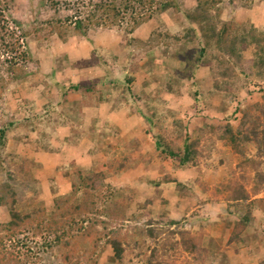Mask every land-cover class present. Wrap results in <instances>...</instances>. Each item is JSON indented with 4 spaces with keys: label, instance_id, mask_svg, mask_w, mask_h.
I'll list each match as a JSON object with an SVG mask.
<instances>
[{
    "label": "trees",
    "instance_id": "16d2710c",
    "mask_svg": "<svg viewBox=\"0 0 264 264\" xmlns=\"http://www.w3.org/2000/svg\"><path fill=\"white\" fill-rule=\"evenodd\" d=\"M40 1H43L44 5L46 0ZM86 1L89 10L83 16L77 13L74 19L68 16L63 19L54 17L55 19L42 24L44 27L34 25L27 29L8 16V1L0 0V55L3 58L0 99L9 82L25 84L31 77L40 74L29 70V65H39L40 62L34 58L28 45L32 38L43 40V31H46L44 39L51 40L55 37L66 44L72 38L88 37L91 29L125 28L126 33L134 34L163 14H173L176 19L183 14V22L180 24L183 28L179 32L154 31L150 34V39L153 37L154 42L149 44L148 48L152 45L155 49L154 56L162 47L173 48L176 52L169 58L185 65L175 71L180 79L175 83L174 79L163 72V68L170 67L167 53L161 55L160 59L150 57L143 71L150 77L152 74L154 79L166 81L161 88H153L151 94H162L164 98L168 95L185 97L183 94L186 93L194 101L195 116L192 121L195 124L199 118L212 119L213 116L217 117L218 113L223 116V124L220 121L215 122L214 125H206L197 132H192L187 130L182 120H175V132L183 142L182 147L169 142L164 136L152 135L155 139V151L162 159H173L177 167L182 169L199 166V160L204 155L201 146L207 140H210L209 151L222 144L240 158L236 167L231 169L233 179L221 187L228 193L226 201L242 214L235 223L229 243L244 242V235L253 223L255 209L260 207L264 212V199L258 198L264 190V103L251 101L250 98L254 96L251 88L248 97L241 101L238 100L235 90L241 81L245 88H248L247 82L252 78L257 77L258 80L264 81V30L255 27L251 18L224 21L222 16L225 0H193L195 5L190 7L183 6L181 0ZM254 1L239 0L247 9L253 7ZM233 2L234 0H230V4ZM76 4L80 2L73 5ZM52 5L56 8L59 4ZM71 6L72 3H66L69 10L72 9ZM195 45L198 47L183 51V47L190 49ZM250 50L253 56L247 62L245 54ZM94 54L93 51V56ZM110 56L113 61H117L114 51H110ZM82 61L84 60H80L77 65L82 66V69L94 65H82ZM105 64L108 66L104 68L106 76L112 75L110 63L104 61V66ZM201 68H207L211 73L213 88L208 93L197 78V71ZM157 70H160L159 75L156 74ZM154 79L148 80L149 86L156 84ZM183 80L189 85H185ZM133 81L132 77L127 78L126 95L131 93L134 96ZM43 84L50 87L47 81H43ZM57 87L62 94L60 102L67 99L69 92L82 91L79 85L65 87L57 84ZM85 91L94 96L97 87L91 86ZM217 92L220 93L219 97L222 96L223 103L214 114L210 102ZM262 94L264 99V89ZM143 98L152 102V95H146L144 90ZM97 99L103 100L99 95ZM231 105L232 109L229 107ZM150 112L153 119L144 115L150 121L148 134H152L156 118L155 109L151 108ZM38 118L41 121L42 118ZM65 125L66 122H63V126ZM15 126L16 122L11 120L0 127V171L7 176L0 184V264H45L44 254L53 250L58 251L60 264H98L96 252H102L107 246L114 253L115 264H124L125 259L132 257L137 249L139 252L135 257L142 258L146 264H160L163 262L161 258L164 253L163 258H170L166 244L173 251L179 250L182 254L192 255L198 262H205L214 253L212 248L203 246L206 236L204 230L196 233L186 231L180 221L172 220L168 223L169 227L165 228L153 227L152 224L146 229L137 227L132 237L130 233L123 236L121 230L112 227L127 220L128 204L117 202L115 195L105 196L107 174L71 166L67 169L68 175L61 176L68 180L67 194L59 195L58 180L61 178L55 175L56 172L51 174L46 171L45 178L41 180L36 175L40 168L38 163L26 158H20V161L14 164L8 162L9 155L5 154V150L9 133ZM35 128L32 127L31 131L36 130ZM72 129L70 132L79 134ZM73 133L69 137L64 135V142L78 145L79 141L73 142L77 139ZM48 135L43 133L42 136ZM52 137L49 135V139ZM252 148L255 153L249 156L253 152ZM44 180L48 183L53 199L54 208L51 212L47 207L48 201H43L39 196V192L42 193L40 182ZM165 181L176 183L181 198L189 195L188 187L181 182L169 176ZM155 186L160 188L158 182ZM28 191H32L31 198L26 197ZM152 203V200H148L144 207ZM2 208L8 212L7 222L1 220ZM146 237L151 243H155L154 247L148 246ZM161 239H164L165 244L160 243ZM259 264H264V259L260 260Z\"/></svg>",
    "mask_w": 264,
    "mask_h": 264
},
{
    "label": "rangeland",
    "instance_id": "374dc122",
    "mask_svg": "<svg viewBox=\"0 0 264 264\" xmlns=\"http://www.w3.org/2000/svg\"><path fill=\"white\" fill-rule=\"evenodd\" d=\"M7 1L10 5L8 16L27 29H31L34 25L44 27L42 24L56 17L73 18L77 13L83 16L89 10L86 0H46L44 5L40 0ZM78 2L80 4L73 5ZM181 2L183 6L195 5L193 0H181ZM53 3L59 4L57 9L53 7ZM66 3H72L71 10L66 7ZM223 7L224 21L251 18L255 27L261 31L264 30V0H255L251 9H247L239 0H234L232 4L230 0H225ZM172 15L163 14L134 34L126 33L125 28H95L89 31L88 37L72 38L66 44L55 37L51 40L44 39L46 31L41 33L43 40L32 38L28 47L40 64L29 65V70L32 73L38 72L44 77L39 74L31 77L25 84L16 82L7 84L0 99V127L11 120L16 122V126L9 133L5 154L9 155L8 162L12 164L19 162L20 158L38 163L40 168L36 171V175L41 174V180L44 179L43 174L40 173L42 170H55V175L61 178L68 175L69 167L75 165L89 172H105L107 174L105 196L115 195L117 202L128 204L127 220L112 227L121 230L123 236L130 233L132 237L135 228L146 229L151 227L150 224L153 227H169L168 223L173 220L180 221L182 228L186 231L196 233L204 230L206 235L214 239V247L212 242L209 246L214 253L205 262H198L192 255L182 254L179 250L173 251L166 244L170 258H163L164 253L161 258L163 262L160 264L170 262H173L172 264H259L260 260L264 259V212L260 207H257L253 213V223L244 235V242L229 243L235 223L242 214L226 201L228 193L222 190L221 185L233 179L231 169L236 167L240 158L233 154L231 149L225 147H217L209 151L210 140H207L201 146L204 155L199 160V166L182 169L177 167L173 159H162L155 151V139L152 135L164 136L169 139V142L182 147L183 142L175 132V120H182L187 130L192 132H197L199 128L206 125H214L215 122L220 121L223 124L221 113H218L217 117L213 116L212 119L199 118L195 124L192 121L195 115L194 101L191 97L186 93L183 94L185 97L168 95L164 98L162 94H151L153 88H161L166 81L161 82L160 79L155 78L156 84L149 86L150 81L139 75L140 68L151 57V55L147 57L146 52L153 53L151 51L155 50L152 45L148 48L149 44L154 42L153 37L150 39L151 32L177 33L183 28L180 24L183 22L184 15L180 14L177 19ZM196 47L198 46L195 45L190 49L183 47V51ZM111 50L119 51L117 61L112 60ZM174 52L176 51L173 48L162 47L153 57L159 58L167 53L168 59ZM133 55L136 57L133 58ZM128 56L130 58L126 61ZM252 56V51H248L245 54L246 61L252 59ZM76 60H84L81 62L82 65L88 63L94 65L82 69V66H77L79 63L76 64ZM2 61L3 58L0 55V73L3 70ZM104 61L110 63L112 75L104 77L106 74L104 68H108L106 64L104 66ZM168 65L171 68H163V72L177 83L180 79L175 71L185 65L172 58H169ZM156 74L159 75L160 70H157ZM93 76L101 77V79ZM210 76L211 73L207 68L197 71V78L207 93L213 88ZM128 77L134 79L132 84L134 96L131 93L127 95L125 93ZM43 81H47L50 87H46ZM76 82L80 83L82 91L69 92L68 94H74L70 97L71 101L80 94H87L85 90L88 87L100 85L99 90L103 92L99 96L103 100L97 99L99 92H95L94 96L90 94V99L86 101L90 105L88 109L99 110L105 107V113L115 115L110 118L108 115L104 118V122L101 121L93 129L88 125L89 121L88 124L85 123V115L82 113L79 114V119L78 117L67 119V115H71L78 106L71 103L66 105L67 97L65 101L60 102L62 94L59 93L57 84L70 87ZM241 82L235 90L238 100L246 99L251 88L254 91L251 101L264 103L262 99L264 81L258 80L257 77L252 78L247 82L248 88L242 86ZM37 83L39 84L36 86ZM185 85L189 84L185 82ZM143 90L146 95H152V102L143 98ZM218 95L220 93L217 92L210 102L214 114L223 103L222 96ZM229 107L232 109L233 105ZM151 108L156 111L155 127L152 134H148L150 121L144 115L153 119ZM94 115V119H99V116ZM38 117L42 118L41 121ZM63 122H66L65 126ZM32 127H36V130L31 131ZM71 129L79 134L70 132ZM43 133L53 136L52 139H49V135L42 136ZM72 133L77 138L73 142L79 141L78 145L64 142V137H69ZM251 150L253 152L249 156L255 153L253 148ZM58 167L60 169H57ZM168 176L186 185L189 195L181 198L176 183L165 181ZM6 177V173L0 171V184L6 180ZM58 182L60 193L66 195L68 180L62 177ZM157 182L160 188L155 186ZM40 185L42 188V193L39 192L40 199L48 201L47 207L51 212L54 206L48 183L42 181ZM31 192H27V198L32 197ZM258 198L264 199V190ZM148 200L153 201L152 205L144 207ZM1 220L8 221V212L3 208ZM176 239L178 240V237ZM145 240L148 241V246H155L148 237ZM39 241L42 242V240ZM163 241L164 239H161L160 243L165 244ZM57 252L53 250L45 253V264H60ZM138 252L137 249L132 257L126 258L124 264H146L142 258L135 257ZM96 256L98 264H115L114 253L109 246L102 252L97 251Z\"/></svg>",
    "mask_w": 264,
    "mask_h": 264
},
{
    "label": "crops",
    "instance_id": "0c3cea01",
    "mask_svg": "<svg viewBox=\"0 0 264 264\" xmlns=\"http://www.w3.org/2000/svg\"><path fill=\"white\" fill-rule=\"evenodd\" d=\"M145 31H147L146 29H145ZM146 33V32H145ZM118 52L119 51H115L114 52V55H116L117 57H119V54H118ZM150 52V51H149ZM151 52H153V51H151ZM146 55H147V57H148V55L150 56L151 55V57H153L154 56V53H148V51L146 52ZM89 57V56H88ZM136 56L135 55H133V58H135ZM87 58V57H86ZM129 56L126 58V61H128L129 60ZM85 59V58H84ZM149 59V58H148ZM148 61V60H147ZM147 61L145 62V64L147 63ZM80 62V60L78 61V60H76V64L77 63H79ZM145 64H143L142 65V67L140 68V74L139 75H142L143 76V78L144 79H150V78H152V79H154V77L153 76H146L147 74L143 71V68H144V65ZM126 64H124V66H125ZM97 76H100V75H97ZM95 77V76H93V77H95V78H99V79H101V77ZM106 76V74L104 75V77ZM88 78H90V77H88ZM98 83H99V81L98 80H96ZM74 84V83H73ZM80 83H78V82H76L74 85H79ZM101 86L100 85H97V93H98V95H101V92H103V91H100L99 90V88H100ZM72 92V91H71ZM76 93H79V92H76ZM96 94V93H95ZM74 94H72V93H70V94H68V96H67V98H68V104H66V105H69V103H71V104H76L78 107L76 108L75 106V109H74V112H72L71 113V115L70 114H68L67 116L68 117H66L67 119L68 118H70V117H72V118H77L78 117V119H79V114H83V115H85V123L86 124H88L89 126H90V128H92L93 129V127H95V125H97V124H99V123H101V121L102 122H104V118L105 117H107L108 115H109V118L110 117H113V115H115V114H108V113H105L106 111H104L106 108L105 107H103L102 109H99V110H92V109H88L89 108V103L88 102H86L88 99H90V94H80V95H78V96H76L74 99V101H71L70 100V97H72ZM93 111H95L94 113H91V112H93ZM94 114H96V117L97 116H99V119H94L95 118V115ZM125 115H127V114H125ZM113 119V118H112ZM89 121V122H88ZM88 122V123H87ZM116 125V124H115ZM114 125V128L116 127ZM101 130H102V128H101ZM114 130V129H113ZM100 136V135H99ZM220 145H222V144H218V146L217 147H223V146H220ZM82 168V167H81ZM46 171H48L49 173H51V174H54L55 173V170L54 171H52V170H42L40 173H42L43 174V176H44V174H45V172ZM40 175L41 174H39L37 177L40 179L41 177H40ZM44 178H45V176H44ZM44 181H46V180H44ZM68 189V188H67ZM59 195H61L62 193H60V189H59V191L57 192ZM233 233V232H232ZM211 242H212V245H213V247H214V239L211 237V236H208V234L204 237V240H203V244H204V246L205 247H209L210 246V244H211ZM228 242V241H227ZM250 264H253V263H250Z\"/></svg>",
    "mask_w": 264,
    "mask_h": 264
}]
</instances>
